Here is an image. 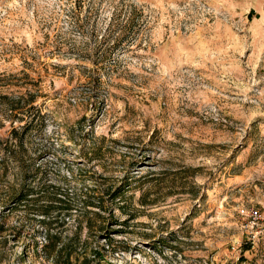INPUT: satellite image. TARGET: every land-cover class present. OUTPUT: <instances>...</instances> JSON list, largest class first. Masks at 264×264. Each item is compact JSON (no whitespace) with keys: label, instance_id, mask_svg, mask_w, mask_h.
<instances>
[{"label":"rangeland","instance_id":"obj_1","mask_svg":"<svg viewBox=\"0 0 264 264\" xmlns=\"http://www.w3.org/2000/svg\"><path fill=\"white\" fill-rule=\"evenodd\" d=\"M0 94L34 95L25 112L46 125L27 178L75 202L56 260L41 217L8 197L22 173L7 163L0 264H264L239 212L264 211V0H0ZM123 180V208L84 214L89 188Z\"/></svg>","mask_w":264,"mask_h":264},{"label":"trees","instance_id":"obj_2","mask_svg":"<svg viewBox=\"0 0 264 264\" xmlns=\"http://www.w3.org/2000/svg\"><path fill=\"white\" fill-rule=\"evenodd\" d=\"M121 15L123 14H119V16ZM125 16H127L126 24L121 25L119 33L116 36L112 34V36H115V45L122 42L135 25V13L129 12V14ZM0 100H2L0 103L3 106L0 112V128L5 127L1 119L2 115H5L12 123L6 136L0 134V152L3 154L0 160V170H7V163L10 161H21L24 154L28 153L31 145L28 137L35 127L38 129L46 125V114L42 111H39L38 116L34 115L33 117H29L28 114H26L25 109H36L34 95L27 98L25 94L19 96L0 94ZM28 105L29 107L27 108ZM16 121L20 123L19 126L14 125ZM19 169L22 173L21 179L8 184V197L17 207L23 208L26 213L31 212L41 217L39 218V223L43 227L45 231L44 237L47 239L43 247L57 260L62 257L64 251L63 246L59 247V245H61L59 243L62 239V232L59 230L61 226H59L60 219L71 215L75 202L68 196L70 195L69 189L56 185L51 187L52 184L50 183H42L40 188L37 189L27 178L30 167L22 161L19 165ZM127 186H129V184H127L126 180H123L117 187H114L113 190H111L110 187L102 188L98 186V184L89 188L86 195H83L84 199L82 205L85 211L84 214L95 209L92 211H95V214L103 217V214L99 211L105 212L108 210L110 204H108L107 198H110L112 202L116 201V205H118L119 208H123V204H118L117 201L123 198L124 193L127 191ZM80 231L81 227L70 238V241L73 242L77 240ZM65 255L66 261L72 264L73 252L67 251ZM94 256H96V253ZM87 259L88 258L85 257V260Z\"/></svg>","mask_w":264,"mask_h":264},{"label":"built area","instance_id":"obj_3","mask_svg":"<svg viewBox=\"0 0 264 264\" xmlns=\"http://www.w3.org/2000/svg\"><path fill=\"white\" fill-rule=\"evenodd\" d=\"M241 216L248 221L246 225L252 228L257 227V232H264V211L258 207H241Z\"/></svg>","mask_w":264,"mask_h":264}]
</instances>
